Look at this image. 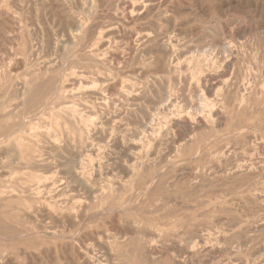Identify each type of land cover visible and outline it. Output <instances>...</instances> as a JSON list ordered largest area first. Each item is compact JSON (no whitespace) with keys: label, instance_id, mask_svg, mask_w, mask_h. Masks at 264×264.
<instances>
[{"label":"rangeland","instance_id":"rangeland-1","mask_svg":"<svg viewBox=\"0 0 264 264\" xmlns=\"http://www.w3.org/2000/svg\"><path fill=\"white\" fill-rule=\"evenodd\" d=\"M146 2L0 0V264L264 262V0Z\"/></svg>","mask_w":264,"mask_h":264},{"label":"bare ground","instance_id":"bare-ground-1","mask_svg":"<svg viewBox=\"0 0 264 264\" xmlns=\"http://www.w3.org/2000/svg\"><path fill=\"white\" fill-rule=\"evenodd\" d=\"M142 1H143V0H142ZM146 1H147V0H145V2H146ZM86 2H87V1H86ZM148 2H152V1H148ZM148 2H146V3H148ZM83 3H84V2H83ZM88 3H89V2H88ZM140 4H141V2H140ZM142 4H145V3H142ZM84 5H85V4H84ZM84 5H83V6H84ZM129 5H130V4H129ZM129 5H128V6H129ZM132 5H133V4H131V7H133ZM146 5L148 6L149 4H146ZM136 6H137V8H138L137 10H141V9H142V8L139 9V8H140L139 3H138V5H135V7H136ZM138 6H139V7H138ZM143 6H144V5H143ZM126 7H127V6H126ZM130 9H131V8H130ZM128 10H129V9H128ZM134 10H135V8H134ZM131 11H133V9H132ZM135 11H136V10H135ZM125 12H126V11H125ZM127 13H128V12H127ZM134 13H135V12H134ZM136 13H137V12H136ZM128 14H130V12H129ZM131 15H132V12H131ZM79 18H80V17H79ZM71 21H72V20H71ZM82 21H83V20H82ZM73 23L76 25L75 27H77V25H79V22H78L77 20H75V22H73ZM80 24H81V23H80ZM78 27H79V26H78ZM108 27H109V26H108ZM108 27H107V28H108ZM110 28H111V26H110ZM105 30H106V29H105ZM105 30H104V32H105ZM77 31H78V30H77ZM73 32H74V30H73ZM75 32H76V31H75ZM109 32H110V31L108 30V33H109ZM112 32H114V31L112 30ZM138 32H139V31H138ZM70 33H71V31H70ZM76 33H77V32H76ZM105 33L107 34V31H106ZM66 34H68V33L66 32ZM106 34H105V35H106ZM139 34H140V33H139ZM139 34H138V35H139ZM101 35H102V33H101ZM105 35H104L103 37H105ZM149 35H150V34H149ZM71 36H73V35H71ZM136 36H137V34L135 33V37H136ZM135 37H134V38H135ZM145 37H148V33H147V36H146V35H143V36H142L143 39H144ZM150 37H151V36H150ZM68 38H69V36H68ZM73 38H74V37H73ZM136 38H137V37H136ZM139 38H141V36H140ZM75 39H76V38H75ZM148 39H149V37H148ZM55 40H56V39H55ZM64 40H65V39H64ZM64 40H63L62 42H64ZM70 40H71V39H70ZM73 40H74V39H73ZM136 41H137V40H136ZM139 41H140V40H139ZM143 42H144V41H143ZM55 43H56V42H55ZM64 44H65V43H64ZM101 44L103 45L102 42L100 43V45H101ZM116 44H117V43H116ZM24 45H25V44H24ZM50 45H52V43H51ZM61 45H62V43H61ZM61 45H60V46H61ZM138 45H139V44H138ZM64 46H65V45H64ZM162 46H163V48H164V50H165L166 52H169V51H170V46H169V44H167V43L165 44V43H164V45H162ZM23 47H24V46H23ZM28 47H29V45H28ZM53 47H54V46H53ZM29 48H30V47H29ZM29 48H27V49H29ZM59 48H60V47H59ZM63 48H64V47H63ZM146 48H147V47H146ZM163 48H162V49H163ZM53 49H54V48H53ZM142 49H143V48H142ZM164 50H162V51H164ZM58 51H61V50H58ZM58 51H57V52H58ZM64 51H65V50H64ZM87 51H89V50H87ZM165 51H164V52H165ZM26 52H27V51H26ZM166 52H165V53H166ZM88 53H89V52H88ZM165 53H164V54H165ZM21 54H22V53H21ZM31 54H32V53H31ZM55 54H56V53H55ZM85 54H86V53H85ZM91 54L93 55V52H92ZM116 54H117V53H116ZM34 55H35V54H34ZM30 56H31V55H30ZM56 56H58V55H56ZM93 56H94V55H93ZM115 56H116V55H115ZM119 56H120V55H119ZM24 57L26 58L27 56H24ZM90 58H91V57H90ZM95 58H96V57H95ZM118 58H119V57H118ZM159 58H160V57H159ZM20 59H22V58H20ZM49 59H50V58H49ZM96 59H97V58H96ZM26 60H27V59H26ZM50 60H52V59H50ZM55 60H56V59H55ZM55 60H53V61H55ZM116 60H117V58H116ZM159 60H161V59H159ZM19 61H20V60H19ZM21 61H22V60H21ZM161 62H162V60H161ZM163 62H164V61H163ZM47 63H48V62H47ZM50 63L52 64V62H49L48 64H50ZM170 63H171V62H170ZM230 64H231V58H226L225 60H223V65H224V66L228 67ZM45 65H46V63H45ZM161 65H162V64H161ZM54 66H55V65H54ZM168 66H169V65H168ZM168 66H167V67H168ZM171 67H172V65H171ZM171 67H170V68H171ZM196 67H197V66H196ZM41 68H43V66H42ZM41 68H40V69H41ZM199 68H200V67H199ZM165 69H166V67H165ZM200 69H201V68H200ZM43 70H45V69L43 68ZM199 71H200V70H199ZM41 73H42V72H41ZM4 74H5V73H4ZM39 74H40V73H39ZM73 74H74V73H73ZM73 74H72V75H73ZM0 75H1V74H0ZM74 75H75V74H74ZM74 75H73V76H74ZM80 75H83V74L80 73ZM32 76H34V75H32ZM65 76H67V75H65ZM65 76H63V77L65 78ZM69 76H70V75H69ZM76 76H77V75H75L74 77H76ZM97 76H98V75H97ZM2 77H3V76H2ZM5 77H6V76H5ZM58 77H59V76H58ZM67 77H68V76H67ZM67 77H66V78H67ZM82 77H83V76H82ZM82 77H81V78H82ZM242 77L244 78V75H243ZM24 78H25V77H24ZM26 78H27V75H26ZM78 78L80 79V76H78ZM78 78H77V79H78ZM97 78H101L99 81L103 80V78H104V80L106 79L105 77L102 78V76H101V77H96V79H95V78H94V79L97 80ZM2 79H3V78H2ZM58 79H59V78H58ZM77 79L73 78V81H74V80H77ZM79 79H78L77 81H79ZM27 80H28V79H27ZM27 80H25V82H26ZM59 80H60V79H59ZM69 80H71V82H72V79L69 78ZM107 80H108V79H107ZM77 81H76V82H77ZM2 82H3V81H2ZM17 82H18V81H17ZM63 82H65V81H63ZM67 82H68V81H67ZM60 83H61V80H60ZM69 83H70V82H69ZM128 83H129V82H128ZM241 83H242V82H241ZM19 84H20V82H19ZM62 84H63V83H61V85H62ZM65 84H66V83H65ZM65 84H64V85H65ZM124 84H125V82H124ZM132 84H133V83H132ZM16 85H18V84H16ZM26 85H27V84H26ZM66 85H67V84H66ZM66 85H65V86H66ZM71 85H72V83H71ZM71 85H70V86H71ZM114 85H115V84H114ZM121 85H122V83H121ZM129 85H131V84H129ZM133 85H134V84H133ZM67 86L69 87V84H68ZM125 86L127 87L128 85H125ZM20 87H22V83H21V86H20ZM23 87H24V86H23ZM57 87H59V86L57 85ZM113 87H114V86H113ZM115 87H116V86H115ZM119 87H120V86H119ZM122 87H123V86H122ZM122 87H120V88L122 89ZM132 87H133V86H132ZM243 87H244V86H243ZM60 88L63 89V87H60ZM64 88H65V87H64ZM66 88H67V87H66ZM93 88H96V87H93ZM93 88H92V91H93ZM103 88H104V87H103ZM109 88H110V87H109ZM127 88H130V89H131V86H130V87L128 86ZM127 88H126V89H127ZM14 89H15V88H14ZM98 89H99V88H98ZM101 89H102V88H101ZM238 89H239V88H238ZM261 89H262V88H261ZM17 90H18V89H17ZM65 90H67V89H65ZM65 90H64V91H65ZM70 90H71V89H69L68 91L70 92ZM124 90H125V89H124ZM128 90H129V89H128ZM134 90H135V89H134ZM243 90H244V89H243ZM243 90H242V91H243ZM20 91H21V90H20ZM72 91H73V90H72ZM90 91H91V90H90ZM95 91H96V90H95ZM131 91H132V89H131ZM131 91H130V92H131ZM164 91H165V90H164ZM166 91H167V89H166ZM166 91H165V92H166ZM168 91H169V89H168ZM246 91H247V90H246ZM260 91H261V90H260ZM66 92H67V91H66ZM106 92H107V91H106ZM106 92H105V93H106ZM109 92H110V91H109ZM169 92H170V91H169ZM244 92H245V91H244ZM22 93H23V92H22ZM73 93H74V92H73ZM78 93H79V92H78ZM97 93H98V91H97ZM239 93H240V92H239ZM248 93H249V92H248ZM61 94H62V93H61ZM66 94H67V93H66ZM99 94H101V91L99 92ZM126 94H128V93L126 92ZM126 94H125V95H126ZM167 94H168V92H167ZM242 94H243V92H241V95H242ZM258 94H259V93H258ZM72 95H73V94H72ZM103 95H104V93H103ZM103 95H102V96H103ZM241 95H240L241 98H240V97H239V98L242 100V99H243V98H242L243 95H242V96H241ZM22 96H23V95H22ZM68 96H69V94H68ZM94 96H95V94H94ZM116 96H118V95H116ZM116 96H115V97H116ZM128 96H129V95H128ZM160 96H161V95H160ZM160 96H159V98H160ZM119 97H120V96H119ZM169 97H170V94H169ZM16 98H17V97H16ZM73 98H74V97H73ZM97 98H98V96H97ZM113 98H114V97H113ZM113 98H112V99H113ZM120 98H121V97H120ZM129 98H131V97H129ZM141 98H142V97H141ZM161 98H162V97H161ZM167 98H168V97H167ZM17 99H18V98H17ZM99 99H100V97H99ZM101 99H103V98L101 97ZM101 99H100V100H101ZM137 99H139V98H137ZM162 99H163V98H162ZM113 100H114V99H113ZM118 100H119V99H118ZM120 100H121V99H120ZM167 100H170V99H166V101H167ZM221 100H222V99H221ZM241 100H240V101H241ZM123 101H124V100H123ZM106 102H107V101H106ZM113 102H114V101H113ZM130 102H131V101H130ZM169 102H170V101H169ZM242 102H243V101H241L240 103H242ZM18 103H20V101H19ZM90 103H91V102H90ZM119 103H120V102H119ZM121 103H122V101H121ZM15 104H16V103H15ZM15 104H13V105H14V106L18 105V104H16V105H15ZM63 104H64V103H63ZM58 105H59V103H58ZM90 105H91V104H90ZM238 105H239V104H238ZM61 106H62V105H61ZM91 106H92V105H91ZM93 106H94V105H93ZM9 107H12V106H8L7 108H9ZM17 107H18V106H17ZM55 107H56V106H55ZM87 107H88V106H87ZM58 108H59V107H58ZM58 108H57V109H58ZM75 108H76V107H75ZM75 108L73 107V105H72V106H71V105H70V106H69V105H68V106H65V105H64V107H62V110L64 111V113L66 112V114H68L69 116L73 117L74 120L77 119L76 124L79 122V123H78L79 125L77 126V130H78V132H79V136H78V138H79V140H81V139H82V135H81V134H82L83 129H85V128L87 129L88 127L90 128L91 123H93V122H92L93 119L91 120L90 116L88 117L87 115H86V116H83V115L80 113L81 110H79V113H78V111L76 110L77 108H76V109H75ZM90 108H91V107H90ZM92 108H93V107H92ZM4 109H5V108H4ZM10 109H11V108H10ZM14 109H16V108H14ZM60 110H61V109H60ZM62 110H61V111H62ZM214 112H215V111H214ZM147 113H149V112H147ZM60 114H61V113H60ZM117 114H118V112H117ZM209 114H211V113H209ZM212 114H213V113H212ZM115 115H116V114H115ZM147 115H148V114H147ZM116 116H117V115H116ZM113 117H114V116H113ZM147 117H148V116H147ZM2 118H3V117H2ZM2 118H0V120H1ZM5 118H6V119L9 118V116H7V117H5ZM10 118H11V117H10ZM55 118H56V117H55ZM66 119H67V118H66ZM221 119H222V118H221ZM4 120H5V119H4ZM8 120H9V119H8ZM67 120H68V119H67ZM2 121H3V119L1 120V122H2ZM5 121H6V120H5ZM56 121H57V120H56ZM90 122H91V123H90ZM2 123H3V122H2ZM99 123H100V122H99ZM175 123H176V122H175ZM4 124H5V123H4ZM89 124H90V125H89ZM124 124H125V123H124ZM172 124H173V122H172ZM172 124H171V125H172ZM1 125H2V124H1ZM32 125H33V124H32ZM88 125H89V126H88ZM93 125H94V124H93ZM100 125H101V124H100ZM174 125H175V124H174ZM50 126H53V125H50ZM87 126H88V127H87ZM95 126H96V124H95ZM95 126H94V127H95ZM101 126H102V125H101ZM1 127H2V126H1ZM30 127H31V126H29L28 128H30ZM92 127H93V126H92ZM92 127H91V128H92ZM97 127H98V126H97ZM115 127H116V126H115ZM15 128H19V127L17 126V127H15ZM33 128H34V127H33ZM33 128H31V129L33 130ZM35 128H36V127H35ZM49 128H50V127H49ZM53 128H54V127H53ZM89 128H88V129H89ZM91 128H90V129H91ZM98 128H99V127H98ZM103 128H104V127H103ZM103 128H102V130H104ZM150 128H151V127H150ZM37 129H38V127H37ZM45 130H46V129H45ZM54 130H55V129H54ZM13 131H14V130H13ZM13 131H11V132H12V135H13ZM27 131H28V129H27ZM29 131H31V130H29ZM47 131H49V130H47ZM51 131H52V130H51ZM55 131H56V130H55ZM89 131H90V130H89ZM89 131L86 130V132H88V133H89ZM92 131H93V130H92ZM94 131L97 133L98 131H100V129H98V131H96V130L94 129ZM141 131H142V130H141ZM152 131H153V129H152ZM11 132H10V133H11ZM14 132H15V131H14ZM49 132H50V131H49ZM90 132H91V131H90ZM95 132H93V133H95ZM101 132H102V131H101ZM19 133H20V132H19ZM67 133H68V132H67ZM71 133H73V132H71ZM148 133H149V132H148ZM152 133H153V132H152ZM99 134H100V133H98V135H99ZM104 134H105V133H104ZM153 134H154V133H153ZM34 135H35V134H32V133H31V134H17V135H15V136H13L12 140L10 141V142H12V143L14 144V145H12V148L16 149L17 147H19V146H21V145H23V144H25V145H29V146H30V145H31V144H30L31 142H30L28 139H30V137H32V136L34 137ZM61 135H62V133H61ZM101 135H102V133H101ZM122 135H123V134H122ZM122 135H121V136H122ZM126 135H127V134H126ZM141 135H143V134H141ZM150 135H151V134H150ZM156 135H158V134H156ZM156 135H155V136H156ZM7 136H8V135H7ZM35 136H36V135H35ZM38 136H39V135L37 134L36 137L38 138ZM55 136H57V135H55ZM62 136H63V135H62ZM104 136H106V134H105ZM110 136H111V135H110ZM117 136H118V135H117ZM143 136H144V135H143ZM147 136H148V135H147ZM36 137H35V138H36ZM63 137H64V136H63ZM92 137H93V135H92ZM95 137H97V135H96ZM100 137H101V136H100ZM108 137H109V136H107V138H108ZM126 137H127V136H126ZM128 137H129V136H128ZM132 137H133V136H132ZM98 138H99V137H98ZM98 138H97V139H98ZM107 138H106V139H107ZM111 138H112V137H111ZM113 138H114V137H113ZM143 138H144V137H143ZM152 138H153V137H152ZM185 138H186V137H185ZM50 139H51V138H50ZM52 139H53V137H52ZM54 139H55V138H54ZM54 139H53V140H54ZM57 139H58V138H57ZM86 139H87V138H86ZM100 139H101V138H100ZM106 139H105V141H107ZM126 139H127V138H126ZM146 139H147V138H146ZM186 139H187V138H186ZM186 139L182 138V139H181V140H182V143H181V144H185ZM24 140H27V141H24ZM36 140H37V139H36ZM48 140H49V139H48ZM59 140H60V138H59ZM101 140H102V139H101ZM112 140H113V139H112ZM128 140H129V139H128ZM28 141H29V142H28ZM51 141H52V140H51ZM51 141H50V142H51ZM71 141H72V140H71ZM92 141H93V140H92ZM103 141H104V138H103ZM105 141H104V142H105ZM156 141H157V140H156ZM60 142H61V140H60ZM99 142H100V141H98V143H99ZM101 142H102V141H101ZM109 142H110V141H109ZM111 142H112V141H111ZM124 142H125V141H124ZM144 142H146V141H142L140 144L143 145ZM149 142H150V141H149ZM180 142H181V141H180ZM58 143H59V142H58ZM64 143H65V142H64ZM68 143H69V142H68ZM91 143H92V142H91ZM102 143H103V142H102ZM113 143H114V141H113ZM53 144H54V143H53ZM87 144H88V143H87ZM95 144H96V143H95ZM132 144H135V143H133V141H132ZM146 144H147V143H146ZM148 144H149V143H148ZM47 145H48V144H47ZM47 145H46V146H47ZM74 145H75V143H74ZM84 145H85V144H84ZM90 145H91V144H90ZM93 145H94V144H93ZM93 145H92V146H93ZM113 145H114V144H113ZM113 145H112V146H113ZM156 145H158V144L156 143ZM178 145H179V144H178ZM34 146H35V145H34ZM59 146H60V145H59ZM66 146H67V145H66ZM70 146H71V144H70ZM88 146H89V145H88ZM96 146H97V144H96ZM132 146H134V145H132ZM146 146H147V145H146ZM176 146H177V145H176ZM47 147H48V146H47ZM49 147H50V146H49ZM86 147H87V145H86ZM99 147H100V145H99ZM180 147H181V146H180ZM9 148H10V147H9ZM9 148H8V149H9ZM63 148H64V147H63ZM73 148H74V147H73ZM87 148H89V147H87ZM101 148H102V147H101ZM101 148H100V149H101ZM103 148H104V147H103ZM105 148H106V146H105ZM116 148H117V147H116ZM139 148H140V147H139ZM176 148H177V147H176ZM54 149H55V148H54ZM97 149H98V147H97ZM10 150H12V149H10ZM67 150H70V149H67ZM84 150H86V149L84 148ZM90 150H91V149H90ZM98 150H99V149H98ZM98 150H97L96 152H99ZM103 150H104V149H103ZM103 150H102V152H103ZM72 151H74V150H72ZM92 151H93V150H92ZM36 152H37V150H36ZM60 152H61V151H60ZM60 152H59V153H60ZM87 152H88V150H87ZM90 152H91V151H90ZM1 153H2V152H1ZM57 153H58V152H57ZM70 153H71V152H70ZM73 153H74V152H73ZM99 153H100V152H99ZM3 154H4V153H3ZM35 154H36V153H35L34 150H33L31 153H29V154L27 155V157H28L29 159L35 161V160H36V159H35V157H36ZM19 155H20V157L22 156V154H20V150H19ZM55 155H56V154H55ZM78 155H79V154H78ZM43 156H45V155H43ZM56 156H58V155H56ZM64 156H65V155H64ZM80 156H81V155H80ZM97 156H98V155H97ZM5 157H7V156H5ZM15 157H17V155H15ZM15 157H12V158H15ZM22 157H23V156H22ZM39 157H40V155H39ZM41 157H42V156H41ZM46 157H47V156H46ZM99 157H101V156H99ZM17 158H18V157H17ZM57 158H59V157H57ZM57 158H56V159H57ZM67 158H68V157H67ZM72 158H74V157L71 156V159H72ZM44 159H45V158H44ZM47 159H49V158H47ZM74 159H75V158H74ZM76 159H77V158H76ZM15 160H16V159H15ZM25 160H26V159H25ZM72 160H73V159H72ZM78 160H79V159H77V161H78ZM19 161H20V160H19ZM19 161H18V162H19ZM80 161H81V158H80ZM80 161H79V163H81L83 160H82L81 162H80ZM90 161H91V160H90ZM248 161H249V160H248ZM248 161H247V162H248ZM253 161H254V160H253ZM259 161H260V160H259ZM12 162H13V161H12ZM41 162H43V161H41ZM54 162H55V161H54ZM70 162H72V161H70ZM256 162H257V161H256ZM6 163H8V162H6ZM21 163H23V162H21ZM60 163H61V160H60ZM63 163H64V162H62V164H63ZM84 163H85V162H84ZM250 163H251V162H250ZM252 163H253V162H252ZM257 163H258V162H257ZM259 163H262V162H259ZM24 164H25V163H24ZM26 164H27V163H26ZM32 164H33V163H32ZM39 164H42V163H39ZM39 164H37V165H39ZM57 164H58V163H57ZM57 164H56V165H57ZM62 164H61V165H62ZM64 164H66V162H65ZM85 164H86V163H85ZM95 164H96V163H95ZM262 164H263V163H262ZM35 165H36V164H35ZM43 165H44V164H43ZM71 165H72V164H71ZM81 165H82V164H81ZM254 165H255V164H254ZM25 166H26V165H25ZM29 166H30V164H29ZM57 166H59V164H58ZM69 166H70V165H69ZM86 166H87V165H86ZM86 166H85V167H86ZM93 166H94V165H93ZM95 166H96V165H95ZM32 167H33V166H32ZM79 167H80V166H79ZM83 167H84V166H81L80 169H82ZM252 167H253V166H252ZM69 168H70V167H69ZM72 168H73V167H72ZM243 168H244V167H243ZM254 168H255V167H254ZM39 169H40V168H39ZM39 169H38V170H39ZM52 169H53V168H52ZM52 169H51V170H52ZM55 169H56V168H54L53 170H55ZM63 169H64V168H63ZM93 169H94V168H93ZM93 169H92V170H93ZM237 169H238V168H237ZM245 169H246V168H245ZM31 170H32V169H31ZM36 170H37V169H36ZM40 170H41V169H40ZM51 170H50V171H51ZM53 170H52V171H53ZM68 170H69V169H68ZM34 171H35V170H34ZM52 171H51V173H54V171H53V172H52ZM62 171L64 172V170H62ZM80 171H81V170H80ZM89 171H90V170H88V172H89ZM67 172H69V171H67ZM82 172H84V171H82ZM86 172H87V171H86ZM88 172H87V173H88ZM231 172L233 173V171H231ZM238 172H239V171H238ZM255 172H256V171H255ZM46 173L48 174V172H46ZM46 173H45V174H46ZM49 173H50V172H49ZM90 173H91V172H90ZM90 173H89V174H90ZM34 174H35V173H34ZM41 174H42V173H41ZM45 174H44V176H45ZM58 174H60V173H58ZM58 174H57V175H58ZM65 174H66V173H65ZM65 174H64V175H65ZM69 174L72 175L73 177H75L77 180L81 181V183L85 181V179H83V176H81L82 174H81V173L78 174L77 171H76L74 168H73L72 171H70ZM80 174H81V175H80ZM237 174H238V173H237ZM35 175H36V174H35ZM42 175H43V174H42ZM49 175H50V174H49ZM54 175H55V173H54ZM61 175H62V174H61ZM44 176H42V177H44ZM66 176H68V175H66ZM34 177H35V176H34ZM52 177H53V175H52ZM52 177H51V179H52ZM64 177H65V176H64ZM88 177H89V175H88ZM257 177H258V176H257ZM263 177H264V176H263ZM30 178H32V177H30ZM30 178H29V179H30ZM35 178H37V181L34 180V182H36V183L34 184L35 187H33V185H32V187H31V186L28 187V188H31V190H30V189H27L26 186H25V187L23 186V188H24V189L22 188L23 191L30 190L31 193H32L33 195L36 194V195L38 196V193H39V192H42L43 190H48V191H49V189H51V185L53 184V182H54V184H55V183H58V181L56 182L55 180H54V181L52 180L53 182H50L51 179H49V180L46 179V178H49V177H45V178H44L45 180H41V179H42L41 177H40L41 179H40V178L38 179V177H35ZM32 179H34V178H32ZM62 179H63V178H62ZM68 179H69V178H68ZM68 179H67V180H68ZM76 179H75V180H76ZM58 180H61V179L59 178ZM63 180H65V178H64ZM224 180H225V179H224ZM258 180H259V178H258ZM28 181H29V180H28ZM65 181H66V180H65ZM69 181H70V180H69ZM60 182H61V181H60ZM71 182H72V181H71ZM87 182H88V180H87ZM25 183H26V182H25ZM25 183H24V185H25ZM32 183H33V182H32ZM76 183H77V182H76ZM263 183H264V182H263ZM18 184H19V183H18ZM29 184H31V182H30ZM36 184H37V185H36ZM67 184H68V183H67ZM73 184H74V183H73ZM77 184H78V183H77ZM22 185H23V184H22ZM65 185H66V184H65ZM92 185H93V184H92ZM55 186H56V185H55ZM10 187L12 188V185H11ZM13 187H14V186H13ZM57 187H60V186H57ZM57 187L54 188V189H57ZM79 187H80V185H77V188H79ZM83 187H84V186H83ZM108 187H109V186H107V188H108ZM148 187H149V186H148ZM263 187H264V186H263ZM4 188H5V187H4ZM11 188H10V189H11ZM77 188H75V189L78 190ZM84 188H85V187H84ZM89 188H90V187H89ZM107 188H106V190H107ZM8 189H9V188H8ZM16 189H17V188H16ZM54 189H53V190H54ZM109 189H111V188L109 187ZM263 189H264V188H263ZM14 190H15V188H14ZM19 190H20V189H19ZM19 190H16V191H19ZM51 190H52V189H51ZM51 190H50L49 192H51ZM53 190H52V191H53ZM72 190H74V187H73ZM76 190H75V191H76ZM102 190H103V189H102ZM54 191H55V190H54ZM80 191H81V190H80ZM104 191H105V190H104ZM104 191H103V192H104ZM109 191H110V190H109ZM2 192H4V193H9V192H11V191H8V190H7V191H2V190H0V198H2V196L4 195V193H2ZM72 192H73V191H72ZM90 192H91V191H90ZM18 193H19V192H18ZM22 193H23V192H22ZM54 193H55V192H54ZM101 193H102V192H101ZM10 194H11V193H10ZM39 194H40V193H39ZM45 194H46V193H45ZM47 194H48V192H47ZM47 194H46V195H47ZM61 195H63V194H61ZM64 195H65V194H64ZM64 195H63V196H64ZM101 195H103V194H101ZM37 196H35V197H37ZM56 196H57V195H56ZM71 196H72V195H71ZM41 197H42V195H41ZM46 197H47V196H46ZM74 197H75V196H74ZM100 197H101V196H100ZM100 197H99V198H100ZM102 197H103V196H102ZM48 198H49V197H48ZM50 198H51V197H50ZM59 198H60V196H59ZM65 198H66V197H65ZM26 199H28V197H26ZM30 199H31V198H30ZM39 199H40V198H39ZM57 199H58V197H57ZM72 199H75V198H72ZM78 199H79V198H77V200H78ZM107 199H108V198H107ZM31 200L34 201V200H38V199H34V197H33V199H31ZM41 200H43V199H41ZM49 200H51V199H49ZM49 200H46V202L49 201ZM52 200H54V199H52ZM55 200H56V199H55ZM58 200H59V199H58ZM65 200H66V199H65ZM65 200H64V201H65ZM75 200H76V199H75ZM75 200H74V201H75ZM0 201H1V200H0ZM68 201H69V200H68ZM263 201H264V200H263ZM60 202H61V201H60ZM62 202H63V201H62ZM62 202H61V203H62ZM42 203H43V202H42ZM48 203H50V202H48ZM75 203H76V202H75ZM64 204H65V203H64ZM66 204H67V203H66ZM81 204H82V203H81ZM81 204H80V205H81ZM52 205H53V203H52ZM70 205H71V204H70ZM76 205H78V202H77ZM41 206H42V205H41ZM49 206H50V205H49ZM49 206L47 205V207H49ZM71 206H72V205H71ZM71 206H70V207H71ZM74 206H75V205H73V207H74ZM253 206H254V205H253ZM38 207H39V206H38ZM78 207H79V206H78ZM80 207H82V206H80ZM51 208H52V207H51ZM58 208H59V207H58ZM60 208H61V207H60ZM258 208H259V207H258ZM47 209H48V208H47ZM61 209H62V208H61ZM75 209H76V208H75ZM77 209H78V208H77ZM79 209H81V208H79ZM25 210H26V209H25ZM58 210H59V209H58ZM73 210H74V209H73ZM258 210H259V209H258ZM28 211H29V210H28ZM62 211H63V209H62ZM71 211H72V209H71ZM98 211H99V210H98ZM53 212H54V211H53ZM55 212H56V210H55ZM67 213H68V212H67ZM100 213H101V212H100ZM98 214H99V213H98ZM23 216H24V215H23ZM26 217H27V216H26ZM240 222H241V221H240ZM27 231H28V229H27ZM20 232H21V234H22V230H21ZM26 233H27V232H25V234H26ZM30 233H31V232H30ZM54 234H55V233H54ZM23 235H24V233H23ZM197 236H198V235H197ZM197 236H196V237H197ZM123 238H124V236H123ZM198 238H199V237H198ZM196 239H197V238H196ZM203 239H205V238H203ZM207 240H208V239H207ZM207 240H206V241H207ZM218 240H219V239H218ZM129 241H130V240H129ZM216 241H217V240H216ZM148 242H149V241H148ZM212 243H213V242H212ZM212 243H211V244H212ZM215 243H217V242H215ZM218 243H219V242H218ZM218 243H217V244H218ZM144 244H145V243H144ZM148 245H149V244H148ZM198 245H199V244H198ZM198 245H197V246H198ZM213 245H214V244H213ZM208 246H209V245H208ZM211 246H212V245H211ZM148 247H149V246H148ZM191 247H192V246H191ZM198 247L201 248V246H198ZM192 248H195V247H192ZM192 248H191V249H192ZM150 249H152V248L150 247ZM258 249L260 250V248H258ZM120 250H121V249H120ZM85 251H86V250H85ZM121 251H122V250H121ZM147 251H148V250H147ZM188 251H190V249H189ZM193 251H194V250H193ZM124 253H125V252H124ZM85 254H86V253H85ZM85 254H84V255H85ZM194 254H195V253H194ZM81 255H82V253H81ZM84 255H83V256H84ZM88 256H89V254H88ZM193 256H194V255H193ZM263 257H264V256H263ZM82 258H83V257H82ZM82 258H81V259H82ZM95 258H96V257H95ZM258 258H260V257H258ZM258 258H257V259H258ZM257 259H256V260H257ZM91 260H92V259H91ZM92 261H93V260H92ZM259 261H260V260H259ZM85 262H86V264H91L90 260H87V259H86ZM85 262H84V263H85ZM94 262H95V261H94ZM96 263H97V262H96ZM93 264H94V263H93ZM252 264H253V263H252ZM255 264H256V263H255ZM260 264H264V262L262 261V263H260Z\"/></svg>","mask_w":264,"mask_h":264}]
</instances>
